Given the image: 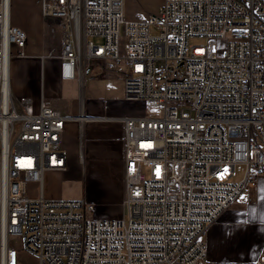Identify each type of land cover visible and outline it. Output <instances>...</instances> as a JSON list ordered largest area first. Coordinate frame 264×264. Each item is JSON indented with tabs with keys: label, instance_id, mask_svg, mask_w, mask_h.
<instances>
[{
	"label": "built area",
	"instance_id": "2783aa9c",
	"mask_svg": "<svg viewBox=\"0 0 264 264\" xmlns=\"http://www.w3.org/2000/svg\"><path fill=\"white\" fill-rule=\"evenodd\" d=\"M41 12L62 21L63 81L100 63L121 71L127 101L162 114L124 119L122 219L46 199L74 118L13 96L12 48L28 36L0 0V264H207L209 227L264 176V0H165L133 20L125 0H41Z\"/></svg>",
	"mask_w": 264,
	"mask_h": 264
},
{
	"label": "crops",
	"instance_id": "0c3cea01",
	"mask_svg": "<svg viewBox=\"0 0 264 264\" xmlns=\"http://www.w3.org/2000/svg\"><path fill=\"white\" fill-rule=\"evenodd\" d=\"M164 1L125 0V9H136L135 19L136 14L143 11L159 12ZM20 6L22 8L23 4ZM19 10L25 19H18L14 26L24 29L28 38L24 49L12 48L10 81L13 96L30 98L36 109L42 100H46L59 112L74 118L66 123L62 139V146L68 153V170L46 173L44 197L49 196L52 200L85 199L94 204L103 201L106 205L123 206V122L132 114L125 110L121 112L119 104L104 99V95L115 93L125 99L121 71L108 72L102 64L95 63L87 69L83 79L63 81L60 77L62 21L45 19L41 9ZM53 47L56 54L50 53ZM93 80L105 82L104 92L93 89ZM113 84H119L118 88ZM52 181L67 183L69 188L47 192L46 185ZM73 186L81 189V197L76 196V192L75 197L69 193ZM33 189V196L39 197L38 186L33 185ZM205 241L207 264H264L263 175L209 227Z\"/></svg>",
	"mask_w": 264,
	"mask_h": 264
},
{
	"label": "rangeland",
	"instance_id": "374dc122",
	"mask_svg": "<svg viewBox=\"0 0 264 264\" xmlns=\"http://www.w3.org/2000/svg\"><path fill=\"white\" fill-rule=\"evenodd\" d=\"M20 4H23V7L21 8ZM19 9H41V0H11V22L12 25H16L17 20L18 19H25L24 17H21L20 15V10ZM136 12V9H125V18L126 20H133L134 19V13ZM145 14L148 13H153V12H149V11H143ZM159 12H155L153 14H157ZM97 42H100L99 40H97ZM227 45V41H219V52L222 53ZM52 54H56L55 52V48L53 47L51 49ZM95 65V63H93ZM93 89L101 92H104V85L105 82L102 80H93ZM114 87L117 89L119 84H113ZM106 96L104 99L107 100V102L112 103L114 105H118L119 104V110L121 112L128 111L130 114H132L131 117L128 118H139V117H152V116H159L162 114V112L159 109H152L150 107L147 106V103L142 101V102H126V100L123 98V96L120 94L118 95L117 93H115L114 95L111 94H106L104 95ZM76 173H77V168L75 169ZM240 171V178L242 177L243 173H244V167H240L239 168ZM69 184L64 183V184H60L56 181H52L50 182L49 185H46V190L47 192H51L53 193L55 190L59 189V190H63V189H68ZM85 190H83L84 192ZM74 192H76V196L81 197L80 194L81 193V189L77 188V187H72V191L69 192L74 196ZM84 195V194H83ZM83 198H86V195L83 196ZM46 199L48 200H52L51 198H49V196H46ZM93 200V198H91ZM88 202V201H87ZM90 203V202H89ZM91 203L94 205L95 210L94 212L91 214V218L96 219V220H115V219H122L124 217V205L118 207L117 205L113 206V205H106L104 204L103 201H98ZM108 206H112V207H108ZM20 250V249H19ZM23 260H24V264H36V262L32 259H30L28 256L23 255Z\"/></svg>",
	"mask_w": 264,
	"mask_h": 264
}]
</instances>
